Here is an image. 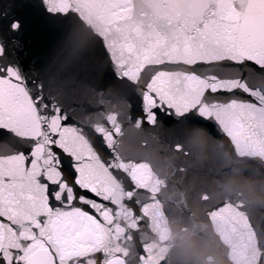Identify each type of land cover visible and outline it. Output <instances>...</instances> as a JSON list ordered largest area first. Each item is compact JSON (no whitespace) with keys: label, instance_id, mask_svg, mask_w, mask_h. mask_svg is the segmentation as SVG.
I'll return each instance as SVG.
<instances>
[{"label":"snow or ice","instance_id":"snow-or-ice-1","mask_svg":"<svg viewBox=\"0 0 264 264\" xmlns=\"http://www.w3.org/2000/svg\"><path fill=\"white\" fill-rule=\"evenodd\" d=\"M42 3L53 16L106 15L98 43L116 78L139 97L137 128L156 126L160 112L177 121L194 113L234 150L264 156V0ZM9 28L18 30L19 21ZM225 65L231 75H217ZM32 84L19 65L0 64V138L15 136L23 146L0 154V264H164L156 244L134 250L131 243V232L157 218V202L141 196L148 166L121 155L119 117L132 122L131 104L89 123L101 152L43 82ZM241 209L221 201L206 214L232 264H264V234Z\"/></svg>","mask_w":264,"mask_h":264},{"label":"water","instance_id":"water-1","mask_svg":"<svg viewBox=\"0 0 264 264\" xmlns=\"http://www.w3.org/2000/svg\"><path fill=\"white\" fill-rule=\"evenodd\" d=\"M13 19L20 23L16 31L9 28ZM105 20L103 13L91 20L53 16L42 0H0V64L19 65L30 87L32 81L43 82L45 93L69 113V122L83 127L101 152L102 141L89 123L102 122L112 112L127 113L130 103L132 122L119 117L124 127L121 155L148 166L151 181L141 196L157 202L156 220L150 218L130 233L134 250L156 244L164 264H232L230 249L206 210L221 201L242 205L253 227L264 234V156L234 150L214 125L197 123L194 113L177 121L160 112L156 126L137 128L139 97L133 86L116 78L98 43L96 28ZM224 67L217 75H231ZM22 148L15 136L0 138V154ZM64 168L68 175V160Z\"/></svg>","mask_w":264,"mask_h":264}]
</instances>
